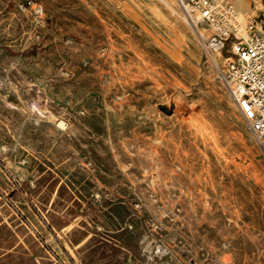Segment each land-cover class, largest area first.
Returning <instances> with one entry per match:
<instances>
[{"label":"rangeland","instance_id":"rangeland-1","mask_svg":"<svg viewBox=\"0 0 264 264\" xmlns=\"http://www.w3.org/2000/svg\"><path fill=\"white\" fill-rule=\"evenodd\" d=\"M207 37L175 0H0V264H264V152Z\"/></svg>","mask_w":264,"mask_h":264},{"label":"built area","instance_id":"built-area-1","mask_svg":"<svg viewBox=\"0 0 264 264\" xmlns=\"http://www.w3.org/2000/svg\"><path fill=\"white\" fill-rule=\"evenodd\" d=\"M198 33L204 29V53L224 79L233 102L264 152V15L240 14L229 0H175ZM202 36V35H201ZM170 248L151 240L142 255L155 262Z\"/></svg>","mask_w":264,"mask_h":264},{"label":"water","instance_id":"water-1","mask_svg":"<svg viewBox=\"0 0 264 264\" xmlns=\"http://www.w3.org/2000/svg\"><path fill=\"white\" fill-rule=\"evenodd\" d=\"M161 109L166 113V114H171L173 109H174V103H171L170 106L163 105L161 106Z\"/></svg>","mask_w":264,"mask_h":264},{"label":"bare ground","instance_id":"bare-ground-1","mask_svg":"<svg viewBox=\"0 0 264 264\" xmlns=\"http://www.w3.org/2000/svg\"><path fill=\"white\" fill-rule=\"evenodd\" d=\"M229 1H231V2L235 5L237 11H238L240 14L244 15V13H243L242 11H240L239 7L236 5V3H235L233 0H229ZM180 18H181V17H180ZM194 27H195V26H194ZM195 28H196V27H195ZM200 31H201V35L206 34V32H205L204 29L201 28Z\"/></svg>","mask_w":264,"mask_h":264}]
</instances>
